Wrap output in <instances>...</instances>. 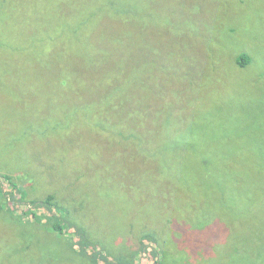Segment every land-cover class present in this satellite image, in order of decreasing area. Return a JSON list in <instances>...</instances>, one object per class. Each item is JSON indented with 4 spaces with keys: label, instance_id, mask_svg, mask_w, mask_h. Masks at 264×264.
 <instances>
[{
    "label": "rangeland",
    "instance_id": "rangeland-1",
    "mask_svg": "<svg viewBox=\"0 0 264 264\" xmlns=\"http://www.w3.org/2000/svg\"><path fill=\"white\" fill-rule=\"evenodd\" d=\"M0 173L104 250L0 211V264H264V0H0Z\"/></svg>",
    "mask_w": 264,
    "mask_h": 264
},
{
    "label": "trees",
    "instance_id": "trees-1",
    "mask_svg": "<svg viewBox=\"0 0 264 264\" xmlns=\"http://www.w3.org/2000/svg\"><path fill=\"white\" fill-rule=\"evenodd\" d=\"M167 27L169 28V25ZM163 33L166 36L172 35L171 29H164ZM251 60V53L245 51L242 55L238 56L237 62L244 67ZM174 65L179 66L178 64ZM147 73L149 74V70H147ZM138 82L139 88H142L143 83L140 80V75ZM15 178L11 174L0 173V211H5L7 214L13 216V220L10 222L12 225L16 226V223H20L22 225L20 227H23V224L26 226L29 223L31 225H44L50 230L52 236L77 238L78 241L75 244L74 252L84 256L88 260L95 262L94 255L97 252L100 254V258L101 256L103 257L104 250L102 246L95 243V240H91L81 227L75 228V224L66 219V216L63 214L65 211L62 208L65 205L61 201L62 197L60 199V196H58V190L54 191V193H48L45 196H33V193L29 189L22 187L16 181L17 178ZM4 204L7 207H3L2 205ZM146 238L150 237L146 236ZM143 245L145 244L143 243ZM136 247L140 246L137 245ZM130 249L131 252L136 251L135 256H139L142 252V249H135L134 246Z\"/></svg>",
    "mask_w": 264,
    "mask_h": 264
},
{
    "label": "bare ground",
    "instance_id": "bare-ground-1",
    "mask_svg": "<svg viewBox=\"0 0 264 264\" xmlns=\"http://www.w3.org/2000/svg\"><path fill=\"white\" fill-rule=\"evenodd\" d=\"M140 87V86H139ZM196 209V208H195ZM214 259V258H213Z\"/></svg>",
    "mask_w": 264,
    "mask_h": 264
}]
</instances>
